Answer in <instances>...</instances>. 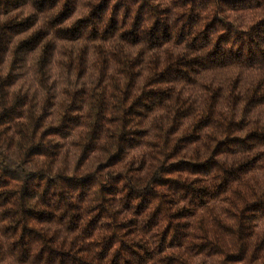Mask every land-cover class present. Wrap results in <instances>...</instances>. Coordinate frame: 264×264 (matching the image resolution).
Here are the masks:
<instances>
[{
	"label": "clouds",
	"instance_id": "obj_1",
	"mask_svg": "<svg viewBox=\"0 0 264 264\" xmlns=\"http://www.w3.org/2000/svg\"><path fill=\"white\" fill-rule=\"evenodd\" d=\"M0 264H264V0H0Z\"/></svg>",
	"mask_w": 264,
	"mask_h": 264
}]
</instances>
